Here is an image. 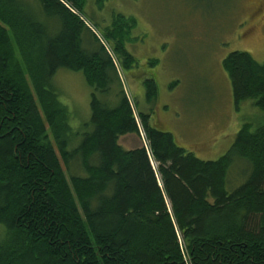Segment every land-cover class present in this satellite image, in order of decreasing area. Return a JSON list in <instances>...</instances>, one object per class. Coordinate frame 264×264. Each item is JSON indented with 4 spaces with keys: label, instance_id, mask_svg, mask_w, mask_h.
I'll list each match as a JSON object with an SVG mask.
<instances>
[{
    "label": "trees",
    "instance_id": "1",
    "mask_svg": "<svg viewBox=\"0 0 264 264\" xmlns=\"http://www.w3.org/2000/svg\"><path fill=\"white\" fill-rule=\"evenodd\" d=\"M38 1L36 13L0 0V264H264V116L243 122L219 159L199 158L128 96L81 18L86 0ZM119 19L103 30L125 71L136 58ZM222 66L236 107L264 111V61L237 50ZM60 68L92 90L81 134L53 84ZM144 85L153 104L156 79ZM141 131L148 147L120 143ZM239 159L250 172L228 190Z\"/></svg>",
    "mask_w": 264,
    "mask_h": 264
},
{
    "label": "rangeland",
    "instance_id": "2",
    "mask_svg": "<svg viewBox=\"0 0 264 264\" xmlns=\"http://www.w3.org/2000/svg\"><path fill=\"white\" fill-rule=\"evenodd\" d=\"M27 1L38 13L39 1ZM84 8L89 33L94 32L112 55L128 96L150 106L151 123L172 132L180 145L199 158L219 159L243 122L264 116L253 100L236 107L222 66L223 59L237 50L264 61V0H86ZM115 18L130 28L126 47L136 58L131 71L122 69L112 42L105 37L103 28ZM150 77L158 87L153 104L146 102L144 85ZM53 84L68 106L70 125L81 134L91 118L92 93L83 73L60 68ZM77 136L78 143L81 136ZM120 143L125 148L144 144L137 134L121 137ZM249 172V163L237 160L229 172L228 190L242 184ZM2 230L0 225V238Z\"/></svg>",
    "mask_w": 264,
    "mask_h": 264
},
{
    "label": "built area",
    "instance_id": "3",
    "mask_svg": "<svg viewBox=\"0 0 264 264\" xmlns=\"http://www.w3.org/2000/svg\"><path fill=\"white\" fill-rule=\"evenodd\" d=\"M78 15H80V13H78V12H76ZM82 15V14H81ZM81 18L84 20V22L90 27V25H89V21L86 19V17L85 16H81ZM141 134H142V139H143V142H144V145L146 146V147H148V143L146 142V139H145V135H144V133L141 131Z\"/></svg>",
    "mask_w": 264,
    "mask_h": 264
}]
</instances>
